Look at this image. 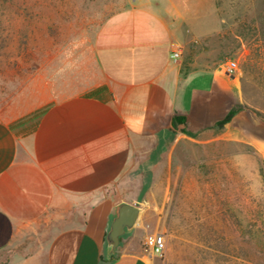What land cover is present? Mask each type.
Segmentation results:
<instances>
[{
  "label": "crops",
  "instance_id": "0c3cea01",
  "mask_svg": "<svg viewBox=\"0 0 264 264\" xmlns=\"http://www.w3.org/2000/svg\"><path fill=\"white\" fill-rule=\"evenodd\" d=\"M177 50L170 23L134 0L105 20L78 70L40 73L1 112L0 264H101L117 207L143 208L136 177L174 118L213 130L239 103L236 75L184 74ZM243 117L205 142L239 141ZM144 238L125 236L108 264H156Z\"/></svg>",
  "mask_w": 264,
  "mask_h": 264
},
{
  "label": "rangeland",
  "instance_id": "374dc122",
  "mask_svg": "<svg viewBox=\"0 0 264 264\" xmlns=\"http://www.w3.org/2000/svg\"><path fill=\"white\" fill-rule=\"evenodd\" d=\"M138 1L172 26L184 74L237 65L244 117L234 143L177 125L136 177L134 232L165 236L156 264H264V0ZM133 2L0 0V114L40 73L78 70L105 20Z\"/></svg>",
  "mask_w": 264,
  "mask_h": 264
},
{
  "label": "water",
  "instance_id": "95a60500",
  "mask_svg": "<svg viewBox=\"0 0 264 264\" xmlns=\"http://www.w3.org/2000/svg\"><path fill=\"white\" fill-rule=\"evenodd\" d=\"M143 213V209L128 203H121L117 207L106 236L105 259L107 261L115 256L122 239L132 234L138 227Z\"/></svg>",
  "mask_w": 264,
  "mask_h": 264
},
{
  "label": "built area",
  "instance_id": "2783aa9c",
  "mask_svg": "<svg viewBox=\"0 0 264 264\" xmlns=\"http://www.w3.org/2000/svg\"><path fill=\"white\" fill-rule=\"evenodd\" d=\"M173 59L175 61L181 59V51L179 49L173 53ZM227 71L229 74L236 75L237 65L233 62H230L227 65ZM144 246L153 255L160 257L163 255L166 248L165 236L161 233L149 234L144 240Z\"/></svg>",
  "mask_w": 264,
  "mask_h": 264
},
{
  "label": "trees",
  "instance_id": "16d2710c",
  "mask_svg": "<svg viewBox=\"0 0 264 264\" xmlns=\"http://www.w3.org/2000/svg\"><path fill=\"white\" fill-rule=\"evenodd\" d=\"M264 12H261L260 15H258L255 19V23L258 24L259 27H257V30L260 31V34L262 35L264 32ZM241 107L240 105H235L234 107H232L228 113L226 114L225 118L223 120H221L220 122H218L215 126V129L217 130H223L231 121L232 119L237 115V113L240 111ZM186 122V118L185 117H181V116H176L174 118V128L176 129L178 124H183ZM101 264H108L110 263V261H107L105 259V256H103L101 258Z\"/></svg>",
  "mask_w": 264,
  "mask_h": 264
}]
</instances>
